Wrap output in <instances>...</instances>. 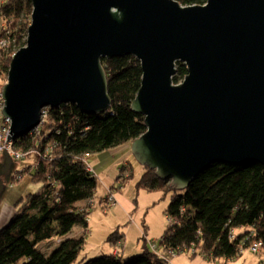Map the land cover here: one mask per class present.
Listing matches in <instances>:
<instances>
[{
  "label": "water",
  "instance_id": "water-1",
  "mask_svg": "<svg viewBox=\"0 0 264 264\" xmlns=\"http://www.w3.org/2000/svg\"><path fill=\"white\" fill-rule=\"evenodd\" d=\"M31 1L27 44L1 88L8 141L41 126L46 107L109 112L102 60L133 56L143 79L131 109L147 126L132 143L140 166L178 192L214 164L264 166V0ZM178 62L188 76L175 85Z\"/></svg>",
  "mask_w": 264,
  "mask_h": 264
},
{
  "label": "trees",
  "instance_id": "trees-1",
  "mask_svg": "<svg viewBox=\"0 0 264 264\" xmlns=\"http://www.w3.org/2000/svg\"><path fill=\"white\" fill-rule=\"evenodd\" d=\"M176 1L185 7L204 6L208 0ZM32 12L31 0L2 1L0 15L5 28L0 39H10V48L0 52L1 77H8L14 54L27 44ZM102 66L112 100L109 112L85 115L76 105L65 104L49 110L39 131L14 141L16 151L27 154L23 161H29L22 169L23 176L26 173L42 187L16 204L19 212L0 230V264H170L163 253L179 255L184 251L192 258L201 256L206 261L224 260L228 264L254 243L262 244L263 253L262 164H214L182 192L172 190L170 181L161 180L155 171L144 167L138 188L171 192L166 233L153 244L145 240L142 252L127 260L117 247L124 235L116 231L109 238L118 250L116 254L80 261L85 237L68 235L76 226L88 228L90 210L96 205L99 181L89 170L88 156L132 144L147 131L144 117L131 109L143 79L140 62L131 56L104 59ZM187 76L188 67L178 62L174 84ZM112 196L110 192L101 201L105 208L117 204ZM54 238L60 240L57 249L48 254L39 249L40 244Z\"/></svg>",
  "mask_w": 264,
  "mask_h": 264
},
{
  "label": "rangeland",
  "instance_id": "rangeland-1",
  "mask_svg": "<svg viewBox=\"0 0 264 264\" xmlns=\"http://www.w3.org/2000/svg\"><path fill=\"white\" fill-rule=\"evenodd\" d=\"M2 1L0 0V8ZM2 25L3 19L0 15V35L4 30ZM7 79L8 77L0 76V88L8 83ZM5 162V158L1 157L0 180L3 181L5 190L0 198V213L3 212V209L10 207L16 214L19 212L20 206L14 204L29 195L36 194L42 185L32 182L26 173L20 182L13 181V177L20 173L29 161H14V167L9 177L1 174ZM87 162L89 167L94 168L99 184L95 194L96 205L90 210L88 228L76 226L69 234V237H85L84 248L79 257L80 261L86 262L112 254L117 248L112 246L109 238L116 231L124 235L123 245H117V247L125 259L138 256L143 250L145 240H147V244L150 242L153 244L166 233L165 231L170 225L166 209L171 203V192L149 191L137 187L145 170L132 155V144L126 143L123 146L112 148V150L101 152V154H92L88 156ZM119 178L121 179L119 180ZM13 183L15 186L11 189ZM110 192H113L112 197L115 198L117 204L114 207L105 208L104 202L102 204L101 201L103 198H107ZM59 242L58 238H54L40 244L39 249L48 254L57 249ZM166 255L165 258L170 264L225 263L224 260H220L218 263L206 261L201 256L192 258V254L186 251L179 255L169 253ZM228 264H264V252L253 254L251 251L245 250L240 258L230 261Z\"/></svg>",
  "mask_w": 264,
  "mask_h": 264
},
{
  "label": "built area",
  "instance_id": "built-area-1",
  "mask_svg": "<svg viewBox=\"0 0 264 264\" xmlns=\"http://www.w3.org/2000/svg\"><path fill=\"white\" fill-rule=\"evenodd\" d=\"M6 29H7V27H6ZM9 35H10V32H7V36H9ZM9 48H10V39H8V38L0 39V52L5 51ZM5 107H6V105H5L3 95L1 93V88H0V158L1 157L5 158V155L8 154V156L12 160L21 162V161H23V159L26 158L27 154L24 152L20 153V152L16 151V149L14 148V141L15 140L8 141V136H9L10 131H11L12 122H11V119L9 120L3 116L2 112L5 109ZM49 110H50V108H48V107L43 108V110L41 111V114H42L41 124H40L41 126L36 128L35 130H33V132L39 131V129L44 126V123L46 122V120L49 117V114H48ZM33 132H31V133H33ZM89 170L91 171L92 169L90 168ZM22 178H23V171L21 170L20 173H18L17 175H15L13 177V181L19 182L22 180ZM14 185L15 184L13 183L11 185V188H13ZM92 203L93 204L95 203L94 200H92ZM262 249H263V246L261 243H254L249 248V251H251V253H253V254H259L262 252Z\"/></svg>",
  "mask_w": 264,
  "mask_h": 264
},
{
  "label": "crops",
  "instance_id": "crops-1",
  "mask_svg": "<svg viewBox=\"0 0 264 264\" xmlns=\"http://www.w3.org/2000/svg\"><path fill=\"white\" fill-rule=\"evenodd\" d=\"M3 29L5 28V26H4V23H3ZM6 163V162H5ZM5 165V164H4ZM14 167V162H13V166H12V168ZM89 168H91L93 171H94V168H92V167H89ZM12 171V170H11ZM10 171V172H11ZM11 174V173H10ZM15 186V185H14ZM13 186V187H14ZM11 189H13V188H11ZM4 190H5V187H4V189H3V191H2V193L4 192ZM2 198V197H1ZM17 204V203H16ZM16 204H14V205H16ZM17 206V205H16ZM14 210L13 209H11L10 207H7V208H5V209H3V212H1L0 213V230L1 229H3V227L5 226V225H7L14 217ZM70 235H68V237H69ZM124 241V240H123ZM123 241H121V243H122V245H123ZM117 249H114V251H113V253L112 254H116L117 253ZM163 255H164V257L165 256H167L166 255V253H163Z\"/></svg>",
  "mask_w": 264,
  "mask_h": 264
},
{
  "label": "flooded vegetation",
  "instance_id": "flooded-vegetation-1",
  "mask_svg": "<svg viewBox=\"0 0 264 264\" xmlns=\"http://www.w3.org/2000/svg\"><path fill=\"white\" fill-rule=\"evenodd\" d=\"M1 181V180H0Z\"/></svg>",
  "mask_w": 264,
  "mask_h": 264
}]
</instances>
